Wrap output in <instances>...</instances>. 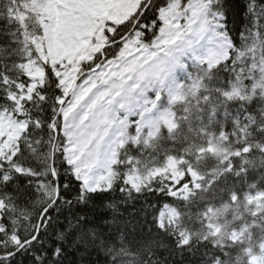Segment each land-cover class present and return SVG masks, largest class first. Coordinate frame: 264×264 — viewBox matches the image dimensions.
<instances>
[{"label":"snow or ice","instance_id":"obj_1","mask_svg":"<svg viewBox=\"0 0 264 264\" xmlns=\"http://www.w3.org/2000/svg\"><path fill=\"white\" fill-rule=\"evenodd\" d=\"M262 91L264 0H0V264H255Z\"/></svg>","mask_w":264,"mask_h":264},{"label":"trees","instance_id":"obj_2","mask_svg":"<svg viewBox=\"0 0 264 264\" xmlns=\"http://www.w3.org/2000/svg\"><path fill=\"white\" fill-rule=\"evenodd\" d=\"M258 86H259V82H258ZM261 95L264 96V91L261 92ZM261 101H256V103H260ZM193 134L192 133H189V136H192ZM215 161L213 160H209L208 162V167H212L214 165ZM260 173H264V169H260L259 172H251L249 174V179L252 180L254 179L255 177H257ZM211 179V177L209 178ZM229 181H231V177H229ZM264 183V182H262ZM225 182L224 181H221L219 184L217 185H214V191L212 193H210L209 195V199H211L212 196H216V197H219L220 195V190L221 188L225 187ZM195 212H196V209L193 208L192 209V219L195 220L197 217L195 216ZM185 223H188V221H185ZM165 239V242L168 243V244H171V241L170 240H167V238H164ZM261 254V251L260 252H256V251H253L252 252V255H259ZM168 264H179V257H176L175 260H169Z\"/></svg>","mask_w":264,"mask_h":264},{"label":"rangeland","instance_id":"obj_3","mask_svg":"<svg viewBox=\"0 0 264 264\" xmlns=\"http://www.w3.org/2000/svg\"><path fill=\"white\" fill-rule=\"evenodd\" d=\"M257 257L255 264H264V251H261V254L259 255H253Z\"/></svg>","mask_w":264,"mask_h":264}]
</instances>
